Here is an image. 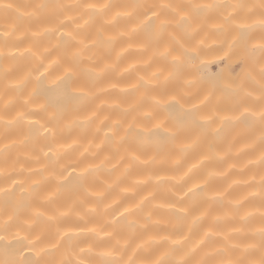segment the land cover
<instances>
[{
    "label": "bare ground",
    "instance_id": "bare-ground-1",
    "mask_svg": "<svg viewBox=\"0 0 264 264\" xmlns=\"http://www.w3.org/2000/svg\"><path fill=\"white\" fill-rule=\"evenodd\" d=\"M5 2L13 4L14 8L7 13L0 9V33L4 31L11 33L9 43L14 47L5 51L15 52L17 59L14 62L0 61V65L11 69L7 80L0 76V116L10 120L18 112L26 113L24 120L7 131L3 121H0V145H9L7 154L0 152V169L10 172L12 178L17 181L14 186L11 181L5 184L3 177L0 176V187H12L14 190L10 194V199L13 205H18L15 209H9L10 214L14 212L15 219L8 230L5 242H11L14 247L20 249V253L11 258L20 259L22 255L26 260H39L40 264L72 259V252H78L79 248L69 250L68 241L62 240L57 231L59 228L61 231L73 229L71 233L73 241L77 242L79 247L87 249L91 246L93 250L90 257L82 255L81 258L89 259L92 264H100V261L105 259L100 253L108 251L116 239L115 236L113 238L105 236V233L113 231V226L109 222L119 218V213L124 207H129L152 193L144 205V212H151L152 219L160 222L157 228L150 229L149 232L156 235V241H153L148 248L139 250L137 258H144L149 253L152 258L158 256L171 246L170 241H160V237L171 235L172 239H176L175 231L178 230L188 236L182 251L192 249L198 242L203 241L189 258L190 264H195L202 258L209 259V264H220L222 260L227 259L238 264L258 261L261 255V239L257 230L264 223V199L260 189L264 170L258 164L251 163L258 158V142L254 149L250 146L253 138L259 136L258 129L252 130L243 126L226 128L222 139L218 141L219 155L208 153V158L202 160L200 152L187 156L173 152L171 155L158 157L156 165L133 169L132 172L125 174V164L120 160V156L124 153L121 150L119 155L115 154V148L119 147L117 144L102 143L105 133L107 132L111 137V132L101 125V120L105 116H108L110 121L121 120L122 127L118 131V139L119 136L125 135L132 116L137 115V112H130L126 116L122 109L138 107L139 113L151 112L155 118L138 119L135 131L147 133L157 124L172 127L175 123L186 119L185 111L182 109H188L191 103L197 102L192 97L202 86L198 83L202 73L212 78L222 76L221 85L225 86L233 80L244 79L248 72L254 74L253 67L241 56H232L229 59L223 52L218 55H201L186 69L181 81L182 86L177 92H173L171 86L168 91L154 88L149 94V99L142 102L144 89L134 90L133 86L137 85L140 77L150 78L159 67L153 61L155 45L149 43L142 30L131 39L128 37L118 39L109 55H103L96 49L92 50L96 53L92 60H88L86 55L83 68L85 70L91 68L97 74L96 85L92 89L97 95L88 103L87 108L77 109V102L65 98L62 86L54 83L56 76L61 73L57 72L46 79L37 80L39 72L35 69L39 63L38 59L30 57L27 53L20 55L31 47L33 52L43 53L45 49L50 50V54L45 59L46 64L60 58V50L54 47L55 36L42 37L39 45L32 37V33L39 32L45 26V16L49 14L44 13L39 19L30 15L41 0H5ZM44 2L70 3L71 0H44ZM88 2L92 0H83V3ZM110 2L124 4L131 0H110ZM147 2L188 3L190 0H147ZM192 2L206 3L210 0H192ZM244 2L258 3V0H244ZM115 11L109 12L103 18L95 17L81 29V35L87 33L91 38L97 29H103L105 35H117L121 31H128L131 25H127L123 18L115 23H108L115 15ZM64 15H70L75 20V23L67 24L68 30L74 29L76 25H84V20L88 19L87 14L82 11L67 10L60 19H64ZM258 20V15H252L246 20L237 19L236 23H253ZM219 23L220 20L215 17L194 18L192 22V28L196 29L194 37L185 35L173 24L165 34L164 40L169 44L178 41L179 45L188 48L195 56L201 51V41L205 50L207 46L219 47L225 41V34L215 28ZM201 63L207 66L198 68ZM106 65L110 67L105 69ZM25 77H27L25 82L17 87L18 82ZM183 81H193L195 86L188 88L183 85ZM173 95H176L180 101V106L163 107L171 101ZM217 96L220 98L221 93L218 92ZM151 97H155V101L160 102L159 109L153 108L155 101ZM6 102H10L7 113ZM42 105L45 106L43 109ZM117 105L119 107H116ZM98 108L100 118L95 120L87 131H82L78 127H74L71 132L65 129L61 133L58 130L53 139L39 129V124L52 126L49 123V116L58 109H64V119L61 123V127H64L73 120L78 124L83 123L84 118ZM35 121H39V124H33L30 129L29 123ZM215 126L218 127L219 124ZM97 127H101L102 130L96 132ZM132 134L134 135L135 132ZM61 145L64 147H60ZM68 145L72 147L68 148ZM96 145H100V149H97ZM49 147L57 153V156L54 157L53 152H49ZM85 148L88 149L86 153ZM45 153L48 155L45 156ZM81 153H84L83 157ZM152 154V150H149L147 155L141 156V160L149 159ZM220 157L224 158L220 159ZM89 163L100 165L96 173L98 179L95 183L89 182L87 193L81 190L73 195L72 189L79 183L77 178L83 167ZM193 165L196 167L192 168ZM190 168H192L191 172H189ZM149 175L151 179H148ZM52 176L56 179L45 181L46 177ZM157 176L162 179L156 180ZM145 180H147L146 184L136 183ZM37 181L41 182V197L54 191L57 186L60 188V193L54 196L50 203L44 202L42 198H37L33 194L34 182ZM193 183L199 184L203 191L189 194L191 199L184 204L189 208V215L178 220L174 215L176 209L168 205L176 203L177 196L183 195ZM96 192L104 194L102 200L91 195ZM217 193L222 195H216ZM4 199V196L0 195V208ZM180 206L177 204V208ZM37 211L44 213V216L37 219L35 214ZM194 216L200 217L196 223L192 221ZM48 217L55 219L49 220ZM6 218L0 215V221ZM132 218L143 222V213H138ZM93 227L97 228L98 234L87 231ZM209 230L214 235L205 239V233ZM147 238V234L141 236L139 232L136 236L125 234L121 237V244L125 240L129 241L127 254L130 255L135 245ZM29 241L33 243L29 244ZM54 244L58 245L56 249L51 247ZM216 249L225 251L219 255L205 257L206 253L215 252ZM3 258L0 250V259Z\"/></svg>",
    "mask_w": 264,
    "mask_h": 264
},
{
    "label": "snow or ice",
    "instance_id": "snow-or-ice-1",
    "mask_svg": "<svg viewBox=\"0 0 264 264\" xmlns=\"http://www.w3.org/2000/svg\"><path fill=\"white\" fill-rule=\"evenodd\" d=\"M69 7H82L90 13L88 19L84 20V25H76L71 30L67 29V24L73 23L75 21L74 18L70 15H64V19H60V16ZM13 8V4L0 0V9H3L6 13L10 12ZM113 10H116L115 15L112 16V19L108 23H115L118 19L123 18L127 25H131L128 31H121L117 35H105L103 29H97L91 38H89L87 33H84L83 36L81 35V29L88 25L95 17L99 16L103 18ZM44 13H49L45 16V26L39 32L32 33V37L34 42L39 45L42 37L51 38L55 36L56 44L54 47L60 50V58L46 64L45 59L50 54V50L45 49L43 53L38 51L33 52L31 47L25 49L20 55L27 53L30 57L38 59L39 63L35 69V71L39 72L37 80L46 79L57 72L61 73L56 76L54 83L57 86H62L65 98L77 102V109L87 108L88 103L95 99L97 95L92 91L96 85L97 74L91 68L87 70L83 68L86 55L88 60H92L93 56L96 55L92 51L93 49H96L97 52L103 55H109L118 39L123 37L131 39L138 33L135 23L138 20L144 24V32L149 43L155 45L153 61L159 65L156 72H153L150 78L145 79V77H140L137 85L133 86L134 90L144 89L142 102L149 99V94L154 88H163L165 91H168L169 86H171V90L177 92L182 86L181 81L186 69L194 60H198L201 55H218L223 52L229 59L232 56H241L247 64L253 67L254 74L253 72H248L244 79L233 80L225 86L221 85L222 76L212 78L202 73L198 81L202 86L198 89L196 95L192 97L197 102L191 103V107L188 109H182L185 111L186 119L175 123L172 127L157 124L153 129L148 130L147 135L137 132L135 131V125L138 119H153L155 117L151 112L139 113L138 107L126 108L122 109L126 116L130 112H137V115L132 116L125 135L119 136L117 139L118 131L122 127V121H110V118L105 116L101 120V125L108 128L109 132H111V137L106 132L102 143L107 142L110 145H119V147L115 148V154L119 155L121 150L123 151L124 155L120 156V160L125 164V174L132 172L133 169L156 165L158 157L171 155L173 152L182 156L200 152L202 160L208 158V153L219 155L217 151L218 141L222 139L224 130L236 126L259 130V136L254 137L250 145L254 149L258 142L259 155L251 163L258 164L264 170V0H260L258 4L245 3L244 0H210V2L206 3L192 2V0L188 3H155L147 2V0H143V2L142 0H131V2L124 4H113L110 0H103V2L92 0V2L83 3L82 5L71 6L60 3H47L41 0L40 3L35 5V10L30 15L39 19ZM252 15H258L259 20L253 23H236L237 19L246 20ZM208 17H215L220 20V23L215 25V28L226 36L221 46H207L205 50L203 41H201V51L193 56L190 50L183 45H179V42L175 41L174 37L172 39L175 42L171 44L164 40L165 34L173 24L175 27L181 29L185 35L194 37L196 29L192 28L193 19H206ZM10 35L9 31L0 33V40H2L0 61L9 60L14 62L17 59L15 52L10 50L5 51V49L14 47V45L9 43ZM17 51L19 50L17 49ZM206 66V64L201 63L198 68L202 69ZM109 67L106 65L105 69ZM40 69H43V71H40ZM10 71L11 69L8 67L0 65V76H3L4 79H8ZM26 79L27 77L24 80H20L17 87L22 85ZM183 85L188 88L195 86L193 81H183ZM112 87H115V85H112ZM218 92L221 93L220 98L217 96ZM151 99L155 101V97H151ZM9 103H5L6 113ZM176 106H180V101L176 98V95L172 96L170 102L163 105L166 108ZM44 107V105L41 106L42 109ZM116 107H119V105ZM160 107L159 101L153 103L154 109H159ZM224 112L229 114L222 115L221 113ZM99 113L100 109L98 108L91 115L86 116L83 123L78 124L77 121L73 120L71 124L61 127L64 119V109H58L57 111H53L49 116L51 127L35 121L29 123V128L31 129L33 124H39V129H42L44 134L50 135L54 139L58 130L61 133L65 129L71 132L74 127H78L82 131H87L93 122L100 118ZM25 116L26 113L18 112L10 120H5L3 116H0V121H3L5 130L7 131L17 124L18 121L24 120ZM217 124H219L218 127L215 126ZM39 129L36 131L38 132ZM101 130V127L95 129L96 132H100ZM133 132H135L134 135L132 134ZM73 143L75 144L76 141ZM60 147L64 146L61 145ZM67 147L71 148L72 145H68ZM96 148L100 149V145H96ZM8 150L9 145H0V152L7 154ZM149 150H152L153 154L149 159L141 160V156L147 155ZM49 152H53L51 147H49ZM84 152H88V149L85 148ZM47 155L48 153H45V156ZM53 156H57V153L53 152ZM81 156L83 157L84 153H81ZM223 158L220 157V159ZM106 159H110V157H106ZM195 167L196 165L192 166V168ZM99 168L100 165L91 163L83 167L77 178L79 181L78 186L72 189V194L76 195L81 190L87 193L89 182L95 183L98 179L96 173ZM192 168L189 169V172L192 171ZM73 171H75V168H73ZM0 176L3 177L5 184L11 181V184L14 186L17 183L12 178L11 173L6 170L0 169ZM52 179H56V177H46L45 181L50 182ZM148 179H151V175H149ZM161 179L162 177L160 176L156 177L158 181ZM136 183L146 184L147 180L137 181ZM206 183L205 181V186ZM34 184L33 194L37 198H42L44 202L50 203L52 198L60 193V188L57 186L54 191L41 197V182L37 181ZM260 189L262 199H264V175L261 176ZM13 190L12 187H0V195H3L5 198L2 208H0V215L7 217L0 221V233H2L0 234V250H2L4 257L0 259V264H40L39 260H26L22 255L20 259H12L13 255L20 253V249L14 247L11 242H5L8 230L15 219L14 212L10 214L9 209L18 207V205H13L10 199V194ZM198 191H203V189L199 184L193 183L192 187H189L183 195L177 196L176 203L168 205V207L176 209L174 215L178 220L189 215V208L184 206V204L191 199L189 194ZM91 195L95 196L98 200H102L104 194L96 192L91 193ZM151 195L152 193H149L148 196L143 197L139 202L129 207H124L123 211L119 213V218H114L109 222L113 226V231L105 233V236L108 238L115 236L116 239L108 251L100 253L102 257H105L103 264H190L189 258L195 251V248L199 247L203 241L198 242L192 249L182 251L188 240V236L181 234L178 230L175 231L176 239H172L171 235L160 237V241H170L171 246L158 256L152 258L151 253H149L144 258H137L139 250L148 248L153 241H156V235L149 234V232L150 229L157 228L160 222L152 219L151 212H144V205ZM216 195L222 194L217 193ZM177 204L181 206L177 208ZM94 211L95 209H93ZM138 213H143V222L140 219L132 218ZM35 214L37 219L44 216V213L39 211ZM47 219L53 220L55 218L48 217ZM199 219L200 217L194 216L192 221L196 223ZM57 231L60 233L62 240L66 239L68 241L69 250L79 248V251L72 252V259H61L53 261L52 264H92L89 259L81 258L82 255L89 257L92 255L93 250L91 246L87 249L79 247V244L74 242L71 236L73 229L61 231L58 228ZM81 231L84 230L81 229ZM87 231L98 234V230L95 227ZM138 232L141 236L147 234L148 238L147 240L142 239L140 243H137L129 255L127 254L130 246L129 241L125 240L121 244V237L125 234L136 236ZM257 234L261 239V255L258 261H253L251 264H264V223L257 230ZM210 235H214L211 230L205 233V239ZM32 243V241H29V244ZM118 245L119 250L117 249ZM51 247L56 249L58 245L54 244ZM222 251L225 250L216 249L215 252L206 253L205 257L219 255ZM195 264H209V259L202 258L196 261ZM220 264H238V262L227 259L222 260Z\"/></svg>",
    "mask_w": 264,
    "mask_h": 264
},
{
    "label": "clouds",
    "instance_id": "clouds-1",
    "mask_svg": "<svg viewBox=\"0 0 264 264\" xmlns=\"http://www.w3.org/2000/svg\"><path fill=\"white\" fill-rule=\"evenodd\" d=\"M259 2H260V0H258V3ZM258 3H255V4H258ZM60 4L69 5V6H71V5H82L83 4V0H71L70 3H60ZM67 10L82 11V12L86 13L87 16L90 15V13L88 11L84 10L82 7H69ZM73 23H75V21ZM135 23L137 25V31L138 32L144 30V24H142L139 20L135 21ZM0 46H2V43H0ZM19 122L20 121H18L17 123H19ZM142 133H144L145 135L148 134V132L147 133L142 132ZM117 249L119 250V245L117 246ZM100 264H103V260L100 261Z\"/></svg>",
    "mask_w": 264,
    "mask_h": 264
}]
</instances>
